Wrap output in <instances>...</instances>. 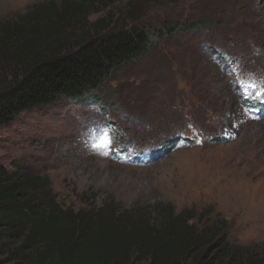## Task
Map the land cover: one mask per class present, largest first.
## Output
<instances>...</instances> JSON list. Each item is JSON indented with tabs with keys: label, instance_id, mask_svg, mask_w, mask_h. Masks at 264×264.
I'll use <instances>...</instances> for the list:
<instances>
[{
	"label": "rangeland",
	"instance_id": "rangeland-1",
	"mask_svg": "<svg viewBox=\"0 0 264 264\" xmlns=\"http://www.w3.org/2000/svg\"><path fill=\"white\" fill-rule=\"evenodd\" d=\"M61 1L0 0V23ZM132 1L114 8L121 25ZM136 24L156 30L145 58L88 99L0 126V164L46 178L66 209L170 204L215 226L205 259L187 264L231 263L217 257L221 240L264 264V0L145 3ZM165 25L177 33L160 34Z\"/></svg>",
	"mask_w": 264,
	"mask_h": 264
},
{
	"label": "trees",
	"instance_id": "trees-1",
	"mask_svg": "<svg viewBox=\"0 0 264 264\" xmlns=\"http://www.w3.org/2000/svg\"><path fill=\"white\" fill-rule=\"evenodd\" d=\"M126 4L132 24L114 9L122 0H62L0 23V126L60 100L82 101L117 71L141 61L156 30L136 24L145 3ZM101 15L95 21L92 17ZM193 29L203 23L183 26ZM174 35L165 25L160 31ZM173 205L124 211L115 201L79 211L58 203L48 180L0 164V257L17 264H187L202 261L216 227L199 229ZM217 257L228 264H261L221 240Z\"/></svg>",
	"mask_w": 264,
	"mask_h": 264
},
{
	"label": "snow or ice",
	"instance_id": "snow-or-ice-1",
	"mask_svg": "<svg viewBox=\"0 0 264 264\" xmlns=\"http://www.w3.org/2000/svg\"><path fill=\"white\" fill-rule=\"evenodd\" d=\"M240 86L243 87V84L241 83ZM249 87H255V85H249ZM257 98L261 103H264V88H262L261 91L257 93ZM111 144H112V141L109 140V146H111ZM102 154L107 155L108 153L105 152Z\"/></svg>",
	"mask_w": 264,
	"mask_h": 264
}]
</instances>
